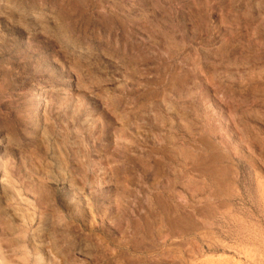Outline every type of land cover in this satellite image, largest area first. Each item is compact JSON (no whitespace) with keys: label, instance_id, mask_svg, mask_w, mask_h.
Returning <instances> with one entry per match:
<instances>
[{"label":"rangeland","instance_id":"obj_1","mask_svg":"<svg viewBox=\"0 0 264 264\" xmlns=\"http://www.w3.org/2000/svg\"><path fill=\"white\" fill-rule=\"evenodd\" d=\"M0 264H264V0H0Z\"/></svg>","mask_w":264,"mask_h":264},{"label":"bare ground","instance_id":"obj_2","mask_svg":"<svg viewBox=\"0 0 264 264\" xmlns=\"http://www.w3.org/2000/svg\"><path fill=\"white\" fill-rule=\"evenodd\" d=\"M18 213V212H17ZM8 261V260H7Z\"/></svg>","mask_w":264,"mask_h":264}]
</instances>
